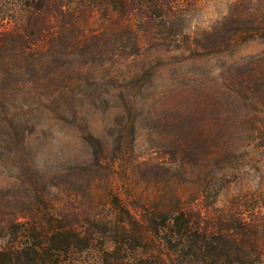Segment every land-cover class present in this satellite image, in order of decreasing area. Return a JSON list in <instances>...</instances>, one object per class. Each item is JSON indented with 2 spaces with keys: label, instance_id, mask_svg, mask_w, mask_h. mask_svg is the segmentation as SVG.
<instances>
[{
  "label": "rangeland",
  "instance_id": "rangeland-1",
  "mask_svg": "<svg viewBox=\"0 0 264 264\" xmlns=\"http://www.w3.org/2000/svg\"><path fill=\"white\" fill-rule=\"evenodd\" d=\"M254 3L198 0L185 15L189 42L149 45L132 56L115 55L116 62H90L81 79L70 83L59 100L18 93L6 101L0 108V209L7 214L5 220L12 213L27 214L21 220L33 215L44 218L45 209L35 201L33 189L35 181H44L43 176L57 181L50 194L59 215L73 218L85 213L89 201H75L61 181L71 169H88L89 176L72 171L70 178L95 197L91 207H103L106 201L101 199L108 194L112 220L121 221L115 215L114 197L135 203L140 214L144 197L162 186L149 181V172L157 169L158 179L178 194L187 211L201 208L210 222H228L240 214L263 225L264 130L258 124L264 118V36L234 37L228 44L212 47L197 43L204 39L203 32H213L229 20L231 26ZM259 3L264 5V0ZM6 112L16 115L20 135L9 126ZM163 113L195 119L212 139L199 143L187 159L161 160L155 141L160 130L150 118ZM87 132L104 144L98 169L99 146L87 142ZM30 205L33 209L27 208ZM112 209L104 212L110 214ZM28 222L17 240L10 232L3 244L24 251L32 226L37 227L36 221ZM146 240L141 246H128L120 255L131 264L168 257L152 232ZM100 243L62 254L61 263L107 264V251ZM114 248L115 244L110 250Z\"/></svg>",
  "mask_w": 264,
  "mask_h": 264
},
{
  "label": "trees",
  "instance_id": "trees-1",
  "mask_svg": "<svg viewBox=\"0 0 264 264\" xmlns=\"http://www.w3.org/2000/svg\"><path fill=\"white\" fill-rule=\"evenodd\" d=\"M197 1L0 0V108L18 93L42 100L63 98L66 87L81 79L90 62H114L115 55L132 56L149 45L170 47L189 42L185 15ZM254 1V6L235 18L231 26L230 20L223 22L213 32H203L204 39L196 38L197 43L212 47L228 44L234 37L264 36V5L261 0ZM60 106L57 104L58 110ZM5 115L9 126L20 135L22 126L16 115ZM150 120L160 130L156 147L166 162L187 159L199 143L212 139L195 119L179 113H163ZM258 128L264 130V118ZM84 137L92 146H99L98 169L103 164L99 154L104 144L90 132ZM156 170L149 172V181L162 186L144 197L140 214L135 203L114 197L115 215L121 220L115 223L108 194L101 199L106 201L103 207H91L95 197L70 178L74 170H69L61 185L75 201L89 202L86 212L73 218L56 212L55 198L50 194L51 186L57 185L54 177H41L44 181H35L33 189L35 201L45 209L44 218L38 220L33 215L21 220L27 214L12 213L5 220L7 214L0 209V264H62V254L76 248L91 249L97 241L107 251V264H131L121 252L128 246H141L149 232L165 247L168 257L140 259L138 264H264V224L247 221L240 214L227 223L207 221L201 208L187 211L178 194L158 179L160 172ZM81 171L75 173L90 175L88 169ZM108 207L110 214L104 212ZM30 220L36 221L37 227L32 226L24 251L3 244L10 232L17 240L19 230Z\"/></svg>",
  "mask_w": 264,
  "mask_h": 264
}]
</instances>
